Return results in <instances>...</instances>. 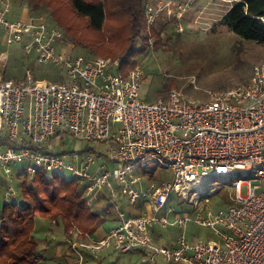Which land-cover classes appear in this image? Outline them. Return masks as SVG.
I'll list each match as a JSON object with an SVG mask.
<instances>
[{
  "label": "built area",
  "instance_id": "1",
  "mask_svg": "<svg viewBox=\"0 0 264 264\" xmlns=\"http://www.w3.org/2000/svg\"><path fill=\"white\" fill-rule=\"evenodd\" d=\"M7 3L0 0V41L20 46L38 64L54 65L59 75L37 79L26 68L19 81L3 78L9 54L0 50V179L31 181L37 173L68 172L89 205L105 200L113 209L106 234L90 244L68 239L80 257L79 248L89 247L138 251L149 264H159L157 258L172 264H264V60L253 64L247 83L211 91L208 101L175 89L146 101L139 95V68L122 74L110 58L61 50L57 26L41 15L10 19ZM147 16L152 22L149 11ZM65 134L104 142L106 160L98 161L95 149L55 151L52 140L59 145ZM148 165L171 170V179L146 180ZM219 181L230 183V203L204 209ZM7 188L5 199L16 196ZM173 202L187 203L193 212H178ZM188 222L213 230L218 240L187 236ZM154 224L183 232L160 243Z\"/></svg>",
  "mask_w": 264,
  "mask_h": 264
},
{
  "label": "rangeland",
  "instance_id": "2",
  "mask_svg": "<svg viewBox=\"0 0 264 264\" xmlns=\"http://www.w3.org/2000/svg\"><path fill=\"white\" fill-rule=\"evenodd\" d=\"M7 5L12 6L8 14L11 18L24 17L13 13H19L22 5L29 8L31 15H41L50 24L57 26L62 31V47H68L74 54H82L88 59L103 57L110 58L116 63L112 66L117 69L120 57L107 56L104 54H93L92 51L84 46L74 44L70 36L65 32L63 26L57 23L53 18L62 20L68 14V10L62 6L65 0L59 1L55 11L47 8L44 3L39 5L38 9L31 8L33 0H4ZM151 3L157 1L169 2L168 7L178 10L177 5L184 7L180 18L170 19V16H158L155 23H149L136 35H134L135 46L139 45L141 40L144 52L137 55L134 67H127L130 71L139 68L140 88L139 95L141 99L150 101L157 98H163L172 90L180 91L185 98L197 101H208L209 92L236 87L247 83L251 75L253 64L264 60V42L242 38L235 33L228 31L225 27L217 24V21L226 12L232 4L231 0H148ZM10 2V3H9ZM5 5V7L7 6ZM33 6V5H32ZM180 10V9H179ZM56 16V17H55ZM168 20L164 22V20ZM76 20V19H75ZM83 22V20L78 19ZM61 21V22H62ZM63 23V22H62ZM153 29V32H151ZM0 31V36H1ZM90 35V33L88 32ZM101 46V45H100ZM0 50L8 51V61L6 67L1 71L3 78L19 81L24 77L25 69L30 68L37 79L54 80L59 75V70L49 63L38 64L33 55H25L18 45L6 46L4 41H0ZM59 145H55V139L52 140L54 150L75 151L78 149H95L97 160L103 162L106 160V144L99 141H78L69 134H65L59 139ZM107 167L112 163L108 162ZM15 167V166H14ZM13 167V168H14ZM21 168V163L16 165ZM148 172L144 174L146 180H167L171 179L172 172L167 168L148 165ZM13 172V171H12ZM152 177V178H151ZM63 178L70 180L71 175L68 172L63 174ZM8 182V181H7ZM19 180L5 183L0 187V209L4 200L16 202L21 205ZM8 186L16 192V196L5 199ZM216 191L209 194V201L203 202L202 207L211 211H216L230 203V194L233 189L230 183L219 181L215 184ZM245 192V186L242 187ZM85 204L90 213H94L105 222L98 233H104L113 223V209L106 205L105 200H100L94 205H89L86 196ZM4 199V200H3ZM106 205V206H105ZM178 212L191 210L187 203L179 204L173 202ZM123 207L132 212V206L124 203ZM52 208L49 213L43 217L38 216L34 222L33 235L37 240V251L44 257V261H38L36 264H79L82 258V264H149L143 263V255L132 251L128 253H119L112 251L111 248L103 249L101 252L93 251L91 248H80L81 257L73 250L68 239H77L78 241L90 244L95 241L94 236L82 232L76 222H71L70 228L65 232L60 218H57ZM98 210V212H96ZM110 212V215L107 214ZM135 212V211H133ZM138 212V211H137ZM136 213V212H135ZM164 210L160 211L163 214ZM154 234L161 236L158 242L168 244L173 242L177 235L183 232L178 226L161 227L154 224ZM184 231L187 236L194 234L196 237L217 239L211 229H206L193 222H188ZM85 249V250H84ZM83 251V252H82ZM159 264H172L163 262L157 258Z\"/></svg>",
  "mask_w": 264,
  "mask_h": 264
},
{
  "label": "trees",
  "instance_id": "3",
  "mask_svg": "<svg viewBox=\"0 0 264 264\" xmlns=\"http://www.w3.org/2000/svg\"><path fill=\"white\" fill-rule=\"evenodd\" d=\"M33 1V9H38L44 3L47 8L55 11L57 5H60L56 0ZM65 1L62 6L68 10V14L62 16L63 23L53 19L64 27L74 44L82 43L93 54L119 56L116 69L119 73L126 74L127 67L136 65L135 59L144 52V47L141 40L135 46L134 35L147 25V0ZM231 1L232 4L217 24L242 38L263 43L264 0ZM18 180L21 205L3 199L0 209V264H36L40 260L44 261V257L37 251L38 243L33 235L34 222L38 216L43 217L52 208L54 215L62 221L65 232L71 222H76L82 232L93 234L105 222L88 211L84 193L74 179L37 173L31 181L25 177ZM3 186L5 180L0 179V187ZM181 212L192 213L193 208ZM107 214L110 215V212Z\"/></svg>",
  "mask_w": 264,
  "mask_h": 264
},
{
  "label": "crops",
  "instance_id": "4",
  "mask_svg": "<svg viewBox=\"0 0 264 264\" xmlns=\"http://www.w3.org/2000/svg\"><path fill=\"white\" fill-rule=\"evenodd\" d=\"M10 3V2H9ZM169 3V2H168ZM168 3L167 2H164V3H162L161 1H157L156 3H151V2H149L148 0H147V2H146V18L149 20V16H147V11H149V13L154 17V19H153V21L152 22H150V23H152V24H154L156 21H157V19H158V16H163V17H165L166 15L167 16H170V19H176V17H178V18H180V15H182V12H183V10H184V7L183 8H181V5L180 4H178L177 5V9L178 10H173L172 8H170V7H168ZM11 8H12V6H11V4L10 5H8V7H7V10H6V15H7V17L8 18H10V19H20V20H26V19H28L30 16H32L31 15V13L29 12V8H27V6L26 5H22V9H21V11L19 12V13H16V14H14L13 13V17H15V16H17V15H20V16H24V17H16V18H11V17H9V13L11 12ZM180 9V10H179ZM152 17V18H153ZM155 19H156V21H155ZM168 20V18L166 19V20H164V22H166ZM218 22V21H217ZM224 27V26H223ZM60 43H62V42H60ZM58 44V48L59 49H61V50H70V48H68L67 46L66 47H62L61 46V44ZM109 222H111L112 223V221H109ZM100 228H102V226L101 227H99L93 234H91L90 236H94L95 238H96V240H99V239H101L105 234H106V232L108 231V229L109 228H107V229H105V231H104V233L102 234V233H98V230L100 229ZM80 248H86V247H80ZM79 248V249H80ZM85 250V249H84ZM91 250H93V249H91ZM93 251H96V250H93ZM83 252V251H82ZM99 252V251H98ZM101 252V251H100ZM136 252H138V251H136ZM139 253H141V252H139Z\"/></svg>",
  "mask_w": 264,
  "mask_h": 264
}]
</instances>
